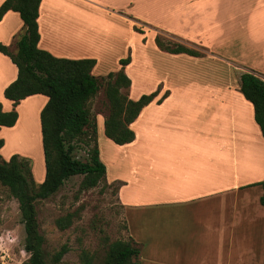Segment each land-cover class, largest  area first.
<instances>
[{
	"label": "crops",
	"instance_id": "crops-1",
	"mask_svg": "<svg viewBox=\"0 0 264 264\" xmlns=\"http://www.w3.org/2000/svg\"><path fill=\"white\" fill-rule=\"evenodd\" d=\"M81 1L106 9L104 3L95 0ZM3 2L0 0V5ZM44 2L38 18V46L57 57L93 58L92 45L86 37L71 42V47L58 42L56 35L54 39L53 35L52 39L49 36V40L45 37ZM250 4L244 25L230 36L229 57L204 49V57L209 60L230 62L228 65L234 69L231 76H221L220 63L210 62L201 65L199 75L188 77V81L158 79L144 93L159 91L158 95L130 124L134 140L118 144L128 148L125 156L132 158L134 164L132 197L135 206L140 207L135 210V222L143 220L142 207L149 205L154 209L150 216L151 228L157 221L156 228L166 230L164 264H264V206L260 202L261 206L252 207L254 196L259 201L263 194L259 183L264 181V136L252 102L241 91L244 72H253L264 79V0H252ZM11 13L19 14L10 10L0 23ZM169 33L189 42L172 30ZM12 48L17 50L15 43ZM12 48L9 49L12 51ZM161 51L174 57H200ZM133 62L132 59L124 67L129 77L128 69ZM17 75V66L0 51L2 110L18 112L15 125H0V134L2 128L14 129L19 125L22 105L27 103L31 108L32 101H28L36 98L40 101L38 97L42 95L49 99L47 95L35 94L15 105L5 97L4 91ZM132 85L133 81L129 91ZM166 92L168 95L159 102ZM4 98L12 103L10 108L4 107ZM44 106L37 109L39 117ZM39 131L42 133V128ZM0 139H3L1 135ZM100 158L105 164L101 153ZM116 178L106 180L109 184L117 181V198L125 208L131 200L126 192L130 180ZM254 185L261 186L262 190ZM251 189L258 190L254 194L255 190Z\"/></svg>",
	"mask_w": 264,
	"mask_h": 264
},
{
	"label": "rangeland",
	"instance_id": "rangeland-1",
	"mask_svg": "<svg viewBox=\"0 0 264 264\" xmlns=\"http://www.w3.org/2000/svg\"><path fill=\"white\" fill-rule=\"evenodd\" d=\"M95 1L105 4L106 9L81 0H45L42 7L43 33L48 40L49 36L52 39L53 35L54 39L56 35L58 42L70 47L71 42L86 37L92 45L91 55L97 61L93 74L99 78L119 71L121 59H133L128 69L133 85L127 93L131 99H137L151 90L158 79L167 82L177 79L188 81V77L196 78L199 75L201 65H209L210 62L216 65L220 63L221 76H231L234 69L228 65L230 62L209 60L204 57V49H212L229 57L230 36L244 25L252 0ZM25 29L20 15L11 13L0 23V43L10 49L15 43L17 48V40ZM169 30L184 36L189 42L169 33ZM157 36L164 43H184L195 48L200 57H174L165 53L157 43ZM12 51L16 52V49ZM102 82L89 106L97 122V144L107 172L97 186L89 189L81 187L83 175L72 176L54 195L37 202L40 230L46 239V260L48 264H83L81 255L86 250L101 264L110 242L134 239L141 249V264H164L166 230L157 229V221L153 222L154 228H151L150 216L154 209L149 205L142 207L143 220L135 222V210L140 207L135 206L132 197L133 160L125 156L128 148L118 145L104 132V121L110 108L105 94L106 82ZM38 98H41L40 101L37 98L28 101H32L31 108L27 103L22 105L19 125L14 129L2 128L0 135L6 141L1 150L2 159L10 160L15 154L27 159L35 182L40 184L45 179L46 169L37 109L45 105L47 97L42 95ZM3 101L5 108L11 107L10 101L5 98ZM79 146L74 155L87 159L90 147ZM117 176L130 180L126 192L131 200L125 208L117 198V181L109 184L106 180L115 181L113 179ZM253 187L262 190L259 185ZM253 206H261L255 196ZM69 214L72 215V223L65 229L60 228L57 219ZM161 214L164 217V213ZM24 240L19 203L9 189L0 183V264H28L29 253L25 250ZM64 244L69 250L56 263L53 254Z\"/></svg>",
	"mask_w": 264,
	"mask_h": 264
},
{
	"label": "trees",
	"instance_id": "trees-1",
	"mask_svg": "<svg viewBox=\"0 0 264 264\" xmlns=\"http://www.w3.org/2000/svg\"><path fill=\"white\" fill-rule=\"evenodd\" d=\"M41 2L4 0L0 5V21L8 11L13 10L19 12L26 26L25 32L17 40L16 52L0 43V51L8 55L18 69L17 78L5 88V97L15 105L35 94H44L49 98L40 114L46 169L44 181L40 184L35 182L27 159L15 154L10 160H4L0 153V183L9 189L19 203L25 230L24 246L29 253L28 264H48L44 248L46 239L40 230L37 202L54 195L72 176H84L82 189L93 188L105 178L106 166L100 158L97 144V122L89 106L99 92L102 81L106 82L105 94L110 108L104 121V132L121 145L134 140L135 133L130 124L159 93L143 94L138 100L129 98L127 91L132 80L124 67L131 62V58L121 59L122 68L119 71L99 78L93 74L96 59L57 57L41 49L38 46ZM156 40L162 50L170 53L199 55L197 50L184 44L164 43L160 36ZM241 91L252 102L255 119L264 136V79L253 72H244L241 75ZM167 95L168 92L159 102ZM17 119L15 109L3 111L0 103V125L11 127ZM80 144L90 147L85 160L74 155ZM3 145L4 140L0 139V149ZM259 184L263 187L260 202L264 206V181ZM71 223V214L57 219L62 229ZM68 250L66 244L61 246L53 254V261L60 262ZM140 254L141 249L134 239L115 240L109 243L101 264H141ZM81 258L83 264H99L95 256L86 250Z\"/></svg>",
	"mask_w": 264,
	"mask_h": 264
}]
</instances>
